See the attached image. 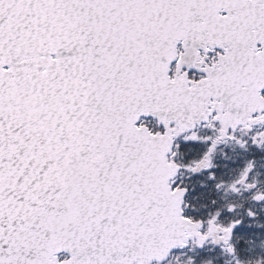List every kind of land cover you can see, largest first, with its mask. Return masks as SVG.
Masks as SVG:
<instances>
[{
	"label": "snow or ice",
	"instance_id": "obj_1",
	"mask_svg": "<svg viewBox=\"0 0 264 264\" xmlns=\"http://www.w3.org/2000/svg\"><path fill=\"white\" fill-rule=\"evenodd\" d=\"M0 264H264V0H0Z\"/></svg>",
	"mask_w": 264,
	"mask_h": 264
}]
</instances>
